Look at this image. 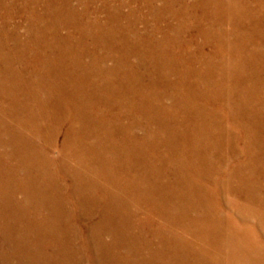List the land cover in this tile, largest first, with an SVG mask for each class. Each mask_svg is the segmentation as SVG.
I'll list each match as a JSON object with an SVG mask.
<instances>
[{"label": "bare ground", "instance_id": "bare-ground-1", "mask_svg": "<svg viewBox=\"0 0 264 264\" xmlns=\"http://www.w3.org/2000/svg\"><path fill=\"white\" fill-rule=\"evenodd\" d=\"M0 264H264V0H0Z\"/></svg>", "mask_w": 264, "mask_h": 264}, {"label": "rangeland", "instance_id": "rangeland-1", "mask_svg": "<svg viewBox=\"0 0 264 264\" xmlns=\"http://www.w3.org/2000/svg\"><path fill=\"white\" fill-rule=\"evenodd\" d=\"M95 1L97 2V0H95ZM125 9H126V8H125ZM125 9H124V10H125ZM141 11H142V13L144 14L145 11H144L143 9H142ZM20 19H21L20 17H16L14 20L18 21V20H20ZM21 20H22V19H21ZM141 26H142V25H139L138 27L141 28Z\"/></svg>", "mask_w": 264, "mask_h": 264}]
</instances>
